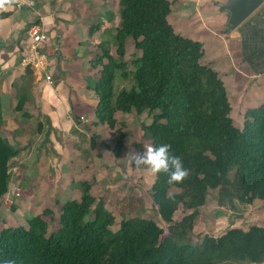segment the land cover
Segmentation results:
<instances>
[{
    "label": "trees",
    "instance_id": "obj_1",
    "mask_svg": "<svg viewBox=\"0 0 264 264\" xmlns=\"http://www.w3.org/2000/svg\"><path fill=\"white\" fill-rule=\"evenodd\" d=\"M105 13L111 21L113 15ZM116 14L113 34L100 41L99 54L89 61V68L97 69L89 86L97 99L93 126H106L114 143L109 147L91 135L89 148L99 145L119 158L125 133L123 125L115 128L114 114L145 115L149 122L140 121V130L150 144H170L169 155L180 156L189 169L179 185L168 184L166 173L153 175V202L166 220L178 207L190 213L168 222V237L160 238L162 229L141 217L122 220L111 231L113 216L90 195V184L79 182V199L60 205L58 228L50 234L47 210L26 218V227L0 229V264L8 258L16 264H264V226L229 228L217 237L202 236L198 244L186 238L209 191L218 207L233 209L234 202L246 207L258 200L264 213V105L246 110L241 127L234 126L222 82L201 65V44L168 24L166 0H118ZM97 30L98 25L90 27L88 35ZM129 40L139 56L125 63L119 60ZM116 74L130 81L128 88L114 92ZM24 100L18 99L15 111L29 119L21 109ZM3 127L0 111V200L8 189L9 163L20 152L2 135ZM41 129L39 124L37 132Z\"/></svg>",
    "mask_w": 264,
    "mask_h": 264
},
{
    "label": "crops",
    "instance_id": "obj_2",
    "mask_svg": "<svg viewBox=\"0 0 264 264\" xmlns=\"http://www.w3.org/2000/svg\"><path fill=\"white\" fill-rule=\"evenodd\" d=\"M166 1L169 3L166 18L168 24L176 34L201 44V65L212 69L222 82L230 107L229 117H240L242 122L246 110L264 105V0L256 15L232 31L226 25L227 15L213 5L216 2L222 3V0ZM85 2L88 3V0H41V3L36 0L32 9H16L11 5L7 10L0 11V14H8L0 19V111L4 121L1 133L8 140L13 138L16 143L20 141L21 138L14 135L23 134L20 127L25 128L21 122L16 121L20 113L15 111V107L21 97H25L22 112L29 115L28 121L39 118L35 123L37 126L41 125V136L44 135L47 139L55 157L52 140L56 135L54 129L59 128L60 134L67 141L62 145L66 149L64 164H68L69 170L78 173L76 176H69L70 182L66 186L68 188L64 189L65 193L69 191L70 184L76 186L84 181L90 184L91 191L98 181L94 171L96 162H99V152L96 155L90 152L89 159L87 150L88 131L90 133L93 130V135L99 137V125L93 126L97 99L89 89L97 78V69H90L89 61L99 53L97 45L100 41H106L104 32L112 35L116 26L101 30L99 21L98 30L89 36V28L94 25L88 26L87 23L95 15H89V11L81 14L82 6L87 7ZM70 10L71 17L68 15L64 18L62 11ZM106 11L112 14V11ZM101 18L105 19V15L99 16V20ZM105 21L110 22L107 19ZM31 24L40 26L47 37L43 51L47 56L50 84L44 81L43 75L20 64L25 41L24 31ZM73 49L75 52H71ZM240 127L241 123L238 128ZM70 128L73 136L68 133ZM6 133L10 134L9 138ZM12 143L17 147L16 143ZM38 146L39 154L30 157L34 164L42 163L48 156L46 150H42L43 145L39 143ZM59 147L61 148L60 145ZM27 150L28 148L20 149L14 160H19L21 155L25 159L24 153ZM77 168L80 169L76 170ZM58 186L54 181L50 189H58ZM77 186L75 193L79 197ZM260 207L258 200L246 206L254 213L258 210L262 212ZM243 216H249L247 209ZM254 226L262 227L264 224Z\"/></svg>",
    "mask_w": 264,
    "mask_h": 264
},
{
    "label": "rangeland",
    "instance_id": "obj_3",
    "mask_svg": "<svg viewBox=\"0 0 264 264\" xmlns=\"http://www.w3.org/2000/svg\"><path fill=\"white\" fill-rule=\"evenodd\" d=\"M38 2L41 3V0H38ZM117 3L118 0H88V3L85 2L88 8L83 5L81 14L84 15L85 12L89 11V15H95L92 20L87 23L88 26L98 25L99 21H101V30L109 26L112 28V25L116 24ZM106 10L112 11L113 15V19L109 23L105 21V19H107ZM256 11L250 18L256 15ZM62 12L64 18L68 15L71 17L72 15L71 10L69 12ZM102 15H106L105 19L101 18V20H99V16ZM196 24L197 23H194L195 26H197ZM104 36L106 40H109L111 34L104 32ZM106 48L109 49L110 55L116 59L114 47L109 45L106 46ZM97 51L99 52V50ZM71 52H75V49L71 50ZM138 56L139 51L133 48L132 42L129 40L125 43L123 58L117 60L128 63ZM113 83L114 92L120 90V88H128L130 85V81L119 79L118 74L115 75ZM113 117L116 121L115 128H120V125H123L122 132L125 133L124 147L121 150V156L119 158H114L113 155L103 147L97 145L96 148L91 151L87 144L89 159L91 158V153L96 155L99 152V162H96V171H94L98 181L97 184L93 185L90 191L91 196L95 200H101L105 209L113 216L114 223L113 226L110 227L111 231H116L119 222L122 220L132 217H141L154 222L162 229L163 233L160 238L168 237V222H178L183 216L189 214L190 211L185 212L181 207H178L177 210L173 212L172 216L166 220L165 217L167 216L162 214L159 207L154 204L151 196L150 186L154 178L153 174L146 167L141 166L137 168L126 159L128 153L139 152L142 154L146 146L150 144L148 135L143 134L140 130V121L144 120L145 123H148L149 119L145 117V115L137 118L132 113L129 115L116 113ZM38 119L39 118H36L34 120L37 121ZM41 120L43 121V119ZM16 121L21 122L25 126V128H22V126L20 127L21 132L24 131L23 134L14 135V137L21 138L20 141H17V143L13 141V138H9V133H6V136L9 138L10 143L14 142L17 144L18 149L24 150V148H28V150L24 153L25 159H23V155H21L22 157H18L19 160H13L9 163L10 178L8 189L0 200V229L17 226L26 227V218L32 215H40L44 210H47L50 211V215L46 216L44 219L47 223L48 235L58 228L57 218L60 205L67 201L79 199L78 195L75 193L77 185L70 184L71 186L69 185V187L71 189L69 188V191H66V193L64 191L65 188H68L66 186H68L70 182L68 178L76 176L78 173L77 171L73 172L69 170L68 164H64V153L66 149H63L62 145L67 141L60 134L61 130L59 128L54 129L56 135L53 136L54 140H52L54 144L53 152L56 153L55 157L50 151L47 139L44 135L41 136V133H37L35 121H28L27 119L21 118L20 115L17 116ZM232 123L238 128L241 123L240 117H232ZM70 131H72L71 128L68 133L73 136ZM86 135L89 139V137L93 135V130H91L90 133L88 131ZM37 137H40L39 140H36ZM100 141L109 147L114 143L112 131L104 125L99 126V142ZM39 143L43 145L42 150H46L45 152L48 155L46 157L50 158H46L40 164H34L30 157L36 156L37 153L39 154ZM32 148L33 150H31ZM67 148L71 151L68 145ZM81 153V156H83L84 152L82 151ZM20 158L23 160H20ZM79 169L80 168H77L76 170ZM88 170H91L90 167H88ZM54 181L60 186H58V189H50ZM232 205H235L233 209L230 208V204L218 207L216 205L215 192L209 191L206 195L204 205L197 210V216L193 222L192 230L186 237L187 241L192 244H198L201 237L204 235L217 237L229 228L235 227L246 230L254 224H264V215L260 214L263 212L259 210L255 213L252 210L250 212L249 208L240 206L235 202ZM12 206L15 208L14 211L11 210ZM245 208L248 211V217L243 216L246 210Z\"/></svg>",
    "mask_w": 264,
    "mask_h": 264
},
{
    "label": "clouds",
    "instance_id": "obj_4",
    "mask_svg": "<svg viewBox=\"0 0 264 264\" xmlns=\"http://www.w3.org/2000/svg\"><path fill=\"white\" fill-rule=\"evenodd\" d=\"M14 3L15 0H0V11L7 10ZM170 150V144L165 143L158 146L149 144L142 154L139 152L128 153L126 159L137 168L146 167L153 175L166 173L168 184L179 185L188 178L189 169L184 166L180 156L169 155ZM2 264H16V262L14 259L8 258L4 259Z\"/></svg>",
    "mask_w": 264,
    "mask_h": 264
},
{
    "label": "built area",
    "instance_id": "obj_5",
    "mask_svg": "<svg viewBox=\"0 0 264 264\" xmlns=\"http://www.w3.org/2000/svg\"><path fill=\"white\" fill-rule=\"evenodd\" d=\"M36 0H15L12 5L16 9H32ZM24 44L20 54V64L31 69L38 75H43L44 81L50 84L48 62L44 45L47 42L45 31L36 24L29 25L24 31ZM82 120V118H80Z\"/></svg>",
    "mask_w": 264,
    "mask_h": 264
},
{
    "label": "water",
    "instance_id": "obj_6",
    "mask_svg": "<svg viewBox=\"0 0 264 264\" xmlns=\"http://www.w3.org/2000/svg\"><path fill=\"white\" fill-rule=\"evenodd\" d=\"M262 3L263 0H222L213 5L227 15L226 25L232 31L242 26Z\"/></svg>",
    "mask_w": 264,
    "mask_h": 264
}]
</instances>
